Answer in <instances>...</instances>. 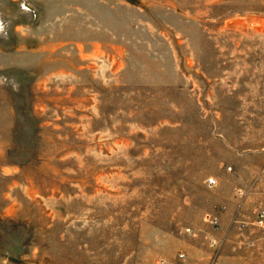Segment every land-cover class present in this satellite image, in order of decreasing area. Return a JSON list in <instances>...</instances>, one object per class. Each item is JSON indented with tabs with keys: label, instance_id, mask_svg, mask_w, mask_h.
I'll return each instance as SVG.
<instances>
[{
	"label": "rangeland",
	"instance_id": "1",
	"mask_svg": "<svg viewBox=\"0 0 264 264\" xmlns=\"http://www.w3.org/2000/svg\"><path fill=\"white\" fill-rule=\"evenodd\" d=\"M261 211L264 0H0V264H264Z\"/></svg>",
	"mask_w": 264,
	"mask_h": 264
},
{
	"label": "built area",
	"instance_id": "2",
	"mask_svg": "<svg viewBox=\"0 0 264 264\" xmlns=\"http://www.w3.org/2000/svg\"><path fill=\"white\" fill-rule=\"evenodd\" d=\"M217 183H218V180H217V178L214 177V176H210V177L206 178V184H207L208 187H214V186L217 185ZM236 192H237L238 194H241V195H242V194H243V189H241V188H237V189H236ZM260 215H264V212L261 211ZM210 220H211L212 222H214V223H217V217H215V216L211 217ZM214 242H215V241L212 240L211 244H214Z\"/></svg>",
	"mask_w": 264,
	"mask_h": 264
},
{
	"label": "crops",
	"instance_id": "3",
	"mask_svg": "<svg viewBox=\"0 0 264 264\" xmlns=\"http://www.w3.org/2000/svg\"><path fill=\"white\" fill-rule=\"evenodd\" d=\"M236 195L239 197L240 195L235 191ZM222 207H227L226 205H223Z\"/></svg>",
	"mask_w": 264,
	"mask_h": 264
}]
</instances>
